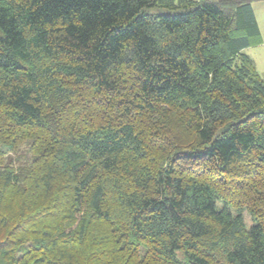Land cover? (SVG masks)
I'll return each mask as SVG.
<instances>
[{"label": "trees", "instance_id": "1", "mask_svg": "<svg viewBox=\"0 0 264 264\" xmlns=\"http://www.w3.org/2000/svg\"><path fill=\"white\" fill-rule=\"evenodd\" d=\"M257 1L0 0V264H264Z\"/></svg>", "mask_w": 264, "mask_h": 264}, {"label": "rangeland", "instance_id": "2", "mask_svg": "<svg viewBox=\"0 0 264 264\" xmlns=\"http://www.w3.org/2000/svg\"><path fill=\"white\" fill-rule=\"evenodd\" d=\"M195 1H201V0H195ZM254 7H255L257 18L260 22V26H261L262 31L264 33V0H260L258 2H255ZM263 51H264V48H248L245 51L247 55H249L253 59L257 60L256 62L258 64L259 70H261L262 72H264L263 71V69H264ZM29 146H30V141H26L22 145V147H21L22 153L20 154V157H22L23 159H21V161H23L24 156H26V154H28ZM246 223H247V226L249 227L250 226L249 218L246 219Z\"/></svg>", "mask_w": 264, "mask_h": 264}, {"label": "crops", "instance_id": "3", "mask_svg": "<svg viewBox=\"0 0 264 264\" xmlns=\"http://www.w3.org/2000/svg\"><path fill=\"white\" fill-rule=\"evenodd\" d=\"M260 1V0H259ZM258 2V1H257ZM255 8V7H254ZM255 14H256V11H255ZM256 18H257V15H256ZM257 21H258V24H259V29H260V32H261V39H262V42L259 44V45H257V46H254V47H250V48H264V33H263V31H262V28H261V26H260V22H259V20H258V18H257ZM248 49V48H247ZM246 50H244V52H245ZM246 53V52H245ZM249 56V55H248ZM263 56H264V51H263ZM251 57V56H250ZM252 58V57H251ZM253 59V58H252ZM253 61H254V63H255V66H256V68H257V70H258V72H259V74L261 75V77L264 79V72H262L261 70H259V67H258V64H257V60H255V59H253ZM263 71H264V69H263Z\"/></svg>", "mask_w": 264, "mask_h": 264}]
</instances>
